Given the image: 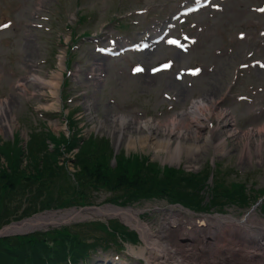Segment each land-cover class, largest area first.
<instances>
[{"label":"rangeland","instance_id":"374dc122","mask_svg":"<svg viewBox=\"0 0 264 264\" xmlns=\"http://www.w3.org/2000/svg\"><path fill=\"white\" fill-rule=\"evenodd\" d=\"M183 1L0 0V24L5 20L14 21V25L10 30L0 32V97L2 96L3 99L1 103L9 106V109L7 108L5 111L4 120L0 117V146L7 150L10 142L18 137L21 140L20 146L25 148L23 140H28L26 135L30 132H49L58 137L63 134L67 111L69 112V118H71L68 125L69 132L71 136L75 134L74 137L70 136L68 141H71V145L76 148H80V142L83 139L94 135L95 138H100V140L102 138L108 139V143L104 147L111 148L110 153L114 156H122L121 153L126 156L132 154L129 157L146 156L149 161L157 162L161 167H167L168 164H163L160 160L153 158L154 153L150 149H143L140 145H136L135 149L128 147L123 134L119 137L120 141L116 147L117 135L114 134L113 127H106V122L113 114H125L133 120L140 121H144L146 118L164 121L179 111L188 109L192 100L199 99L201 95L210 91V85L216 84L217 93L214 98L217 102H221L219 110L225 111L227 115L219 123V126L222 127L224 121L230 123L231 125L223 127V130L230 134L234 131L237 135L226 139L225 149L227 151L217 153V156H214L215 152L210 148L200 151L191 159H187L186 156L182 155L181 161L183 163L181 167L192 163L196 165V169H193V171L199 173L203 172L204 169H209L210 172L214 171V175L215 170L218 168L220 177L224 181L244 183L249 194L264 190V152L261 154L255 152L257 143L264 144V133L260 137L258 135L260 132L257 131V129L260 130L263 127L264 119L257 121L254 110L232 103V90L234 87L253 84L254 86H264V73H257L252 70L244 73V76L238 74L236 84L234 86L231 84L234 80L233 75L238 71V66L241 63H245V60L252 57H264V34H260L261 31L264 32V14L258 15L256 12H246L249 6L259 7L264 3V0H232L225 11L211 18H209L211 13H201L190 19V22L198 23L196 27L197 33L200 34L198 45L189 55L180 58L174 56L173 58H176L175 63L183 68L200 64L204 69V73L196 80L188 79L179 83V86H182L185 91L189 90V97L186 100L175 96L174 92L159 84L149 87L146 84L145 77L134 79L129 77L128 68L130 64L127 68L123 67L126 63L122 61L123 59L126 60L124 57L122 60L106 63L104 67L108 68L107 71L101 67L105 72V78L98 77L101 73L99 71L95 73L96 75L92 80L86 79V74L90 72L87 71L88 67L97 58L94 56L92 51L94 46L89 38L104 37V34L113 33L140 37L142 32H150L149 30L154 27L153 24L160 23L158 16L170 21L173 13L177 11ZM141 9H147L149 12L143 14L142 17L133 16V20L139 22L137 26L125 22L128 16L135 15V11ZM35 24L43 25V28L39 29L35 27ZM200 27L202 28L201 32L197 30ZM192 31L195 32L194 29ZM75 47H79V49L76 50ZM160 49L157 55L149 58V61L154 62L156 59L163 60L165 57L171 58L173 56L172 51ZM252 52V57H248ZM61 54H64L66 58L62 70L59 69L57 59ZM135 58L133 57L132 61ZM42 62H45V64H41ZM34 65L38 66L34 68ZM110 65H114V67H110ZM209 67H212L213 71L208 74L205 70ZM68 70L71 72L69 75H67ZM57 71L61 73L62 80L58 90L59 94H62L64 99L76 97L73 103L65 105L64 110H60L59 113L51 112L48 109L52 100L48 88H43L28 80L26 85L28 93L22 94L19 92L17 84L19 81L25 82L28 75H38L47 81L49 74ZM76 72H79V76H74ZM167 77L173 80L172 75L168 73L158 75L155 80L162 81ZM188 82L194 85L193 88L190 89L186 85ZM164 94L176 97L177 101L175 103L169 102L168 99L163 97ZM113 99L116 101L115 105L110 104V100ZM168 105L173 106V109H168ZM135 112L142 115L138 116ZM40 114H42V117H40ZM12 118L15 122L8 123L11 126V131H9V126H6V123ZM211 122L213 126L217 125L214 119ZM249 129L255 132H252L247 140L243 136ZM203 130L206 132L207 128ZM111 132L113 134L110 135ZM246 141L249 142L251 148V161L242 159L238 154L242 144H245ZM75 150L77 149L72 151L75 152ZM80 152L82 151H79L78 154ZM24 154H26V151H24ZM86 156L91 158L89 155ZM17 158L16 172H14L13 169L6 167L11 165L8 160L0 155V173L5 171L7 174L13 173L16 176H29L30 174H37L35 169L41 170L44 174L52 172L50 163L48 167L41 160V155L37 160L28 159L23 154ZM63 158L66 161L70 160L71 156L65 152L59 160L54 157L52 163L58 167ZM212 159L216 162L213 168L210 164ZM77 160L73 166L75 169H81ZM35 161H37L36 167L33 168ZM55 187L61 189L58 184ZM90 194L92 192H88L84 187L82 196H89ZM111 197L112 195L109 192L100 191L94 194V200L91 201H94L95 205L103 204L106 199ZM206 200H208V197H206ZM261 206L262 204L256 208L259 215H261L260 213L264 214ZM131 207L144 210L139 214V217L145 220L147 227L154 233L160 229L159 224L164 217V212L169 210V206L164 201H150ZM182 212L184 213V210ZM215 213L218 212H210V214ZM223 214H232L236 219H242L246 212L233 207L229 211H223ZM187 215L193 218L195 224L198 217H200V215ZM95 220V218L88 217L85 221L75 224L89 223L90 226L87 227L86 231H94L95 233L97 225H100L99 223H92ZM100 220L98 222L104 225L108 224L109 221H117L128 229L119 218L107 220L100 218ZM172 238L176 239L177 237L173 236ZM67 239L73 241L75 238L68 237ZM118 242L122 245L119 248L120 251L116 250L118 249L116 244H111L109 250H99L96 256L109 258V256L117 254L121 257H129L127 251L130 246L135 250L143 246L142 241H139L136 245L122 243L121 240ZM95 259L96 257H92L91 260H88V264H94ZM129 261L132 264H139L137 262L148 264L145 259H142V261L129 259ZM167 263L171 264V262ZM206 263L207 261H204V264Z\"/></svg>","mask_w":264,"mask_h":264},{"label":"bare ground","instance_id":"6f19581e","mask_svg":"<svg viewBox=\"0 0 264 264\" xmlns=\"http://www.w3.org/2000/svg\"><path fill=\"white\" fill-rule=\"evenodd\" d=\"M173 54L181 57V54L174 52ZM59 59V68L62 69L64 57L60 56ZM101 67L104 68L101 59H94L91 68L96 70ZM156 77L157 75L154 78L146 76V84L149 87L159 84L174 92V95L182 100L188 99L189 90L185 91L182 86H179V82L176 83L169 77L157 81ZM28 80L43 88H48L52 94L58 92L59 83L62 81L59 71L51 72L47 81L38 75H28L25 82L19 81L17 84V87L24 89L25 93ZM209 88L210 91L201 95L199 99L192 100L188 109L179 111L164 121H156L152 118L140 121L133 120L125 114H113L106 122V127H113V132L117 135L116 147L120 141L119 137L123 134L128 147L135 149L136 145H140L143 149L148 148L154 153L153 158L169 165L180 166L182 155L191 159L207 148L213 149L215 153L226 152V139L237 134L234 131L230 134L223 130V127L231 125L226 121L222 127L219 126L227 115L225 111L218 109L217 101L214 100L217 93L216 84L210 85ZM50 107L54 109L55 105H50ZM7 108L9 109L7 104L0 103L2 119ZM213 119L217 125L211 130L208 124ZM14 122V118L7 121L6 126H9V131H11V126L8 123ZM204 123L207 128L206 132L203 130L205 129ZM257 131L260 132L258 135L261 137L264 133V126ZM252 132L255 131L249 130L243 137L248 140ZM255 148L257 154L264 152V144L257 143ZM250 149L249 142L246 141L242 144L238 154L242 159L249 160ZM194 167L192 164L185 166L187 169ZM108 212L109 216L106 219L119 218L128 228L139 231L140 239L143 240L145 246L138 250L130 249V251L139 258L144 257L148 264H168L167 262L204 264V261H207L206 264H247L250 262L251 264H264V218L258 216L255 211L248 213L242 220L235 219L231 214L203 216L199 218L202 222H199L197 226L193 218L187 214L173 209L167 210L159 224L160 229L156 233L147 227L146 222L138 217L135 210L110 208ZM43 217L45 221H63L67 218L50 214H45ZM38 221L42 222V220ZM173 236L177 238H172ZM115 263V258H113L112 261L107 260L99 264Z\"/></svg>","mask_w":264,"mask_h":264},{"label":"trees","instance_id":"16d2710c","mask_svg":"<svg viewBox=\"0 0 264 264\" xmlns=\"http://www.w3.org/2000/svg\"><path fill=\"white\" fill-rule=\"evenodd\" d=\"M40 136H32L30 143L29 158L37 160L40 152L41 160L49 167H52L54 174L55 166L52 163L55 154L44 153L45 146L42 141L37 142ZM41 140V139H39ZM58 144L60 142L53 139ZM100 148L98 144L88 143L83 152L77 157V163L81 167V171L77 177L80 178V185L97 188L98 185L108 186L109 188L117 189L122 188L125 192L122 195L124 198L123 204H128L139 199H150L151 197L167 198L172 204L175 202L181 205L192 207L199 211H207L211 206L219 204L224 206L229 203L242 202L245 203V192L242 187L237 189V185L233 186L230 190L228 187L215 184L210 189L211 204H203V195L201 192L205 190L207 184L205 182L207 174L194 175L186 174L184 172L177 171L173 168H164L161 170L154 164L145 165V160L137 157L125 158L123 155L117 158V166L113 171H109L106 165L108 156L104 155L106 148L104 145ZM93 147L99 148V152L92 154L90 149ZM15 162L13 166L9 165L10 169L16 172V162L20 155L19 149L15 148ZM0 154L5 158H9V152L3 147H0ZM91 156L89 158L86 155ZM34 162L33 168L36 167ZM144 164V165H143ZM40 175L38 181L46 175L41 170L35 169ZM19 174V169L17 170ZM10 174V173H9ZM3 171L0 173V178L6 180L9 179L11 186L13 187L18 183L17 176L15 174L9 175ZM2 182L0 181V185ZM5 184V183H4ZM3 184V185H4ZM3 187V186H2ZM1 187V188H2ZM75 192V191H74ZM77 197L84 198V196L75 193ZM217 198L225 199L223 202H215ZM117 203V201H113ZM64 202H59V206H63ZM8 222L7 212L0 200V227ZM97 228L103 231L106 238L101 241H96L91 245L90 250H94L97 247V243L105 244L108 241V237L114 238V234L108 232L103 225H97ZM112 229L115 232H120L126 235L128 239L136 240L134 233H125L117 224L112 225ZM77 236V237H76ZM68 237L75 238L73 241L68 240ZM79 239L77 232L73 235L67 230H55L51 233L43 235H32L30 237H11L0 238V264H66V257L69 255L73 262L76 263L78 259L83 258L85 250L88 246H85Z\"/></svg>","mask_w":264,"mask_h":264},{"label":"snow or ice","instance_id":"6c2138e0","mask_svg":"<svg viewBox=\"0 0 264 264\" xmlns=\"http://www.w3.org/2000/svg\"><path fill=\"white\" fill-rule=\"evenodd\" d=\"M262 11H264V10H262ZM7 26H8V25L5 24V25H3L2 27H7ZM172 42H173V41H170V43H172ZM164 67L167 68L168 65H164ZM141 70H142V69L137 68V69H135L134 71H137V72H138V71H141ZM153 71H154V72H155V71H158V69H153Z\"/></svg>","mask_w":264,"mask_h":264},{"label":"water","instance_id":"95a60500","mask_svg":"<svg viewBox=\"0 0 264 264\" xmlns=\"http://www.w3.org/2000/svg\"><path fill=\"white\" fill-rule=\"evenodd\" d=\"M7 231V228L0 229V236L5 235V232Z\"/></svg>","mask_w":264,"mask_h":264}]
</instances>
